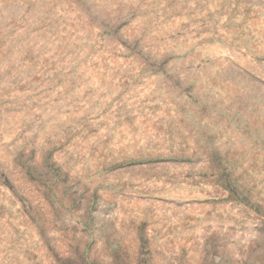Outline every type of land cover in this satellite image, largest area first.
I'll use <instances>...</instances> for the list:
<instances>
[{
	"label": "rangeland",
	"instance_id": "obj_1",
	"mask_svg": "<svg viewBox=\"0 0 264 264\" xmlns=\"http://www.w3.org/2000/svg\"><path fill=\"white\" fill-rule=\"evenodd\" d=\"M0 264H264V0H0Z\"/></svg>",
	"mask_w": 264,
	"mask_h": 264
}]
</instances>
